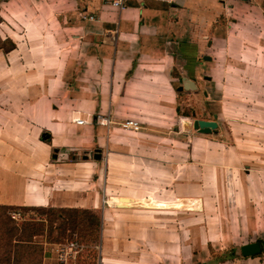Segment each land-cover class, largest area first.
Segmentation results:
<instances>
[{"label": "crops", "instance_id": "obj_1", "mask_svg": "<svg viewBox=\"0 0 264 264\" xmlns=\"http://www.w3.org/2000/svg\"><path fill=\"white\" fill-rule=\"evenodd\" d=\"M238 3L264 17V0H128L125 10L104 0H0V39L15 44L9 51L0 46V205L100 207L81 205L89 199L78 192L84 190L80 173H75L79 162L47 165L36 157L37 168L29 172L21 167L12 172L6 169L8 162L16 163L6 157V147H17L7 144V126L21 139L25 125L51 133L48 142L43 139L45 133L39 136L45 147L67 153L101 149L103 159L96 162L104 160L106 148V170L111 178L143 184L140 190H126L109 198V207H195L190 197L189 203L183 204V197L170 201L157 191L147 192L143 198L144 188L152 185L145 187V180L160 181L168 193L175 194L180 175L173 169L175 162L165 160V138L149 132H126L118 126L129 114L124 103L129 98L154 99L147 114H161L162 90L173 77L178 55L183 54L189 63L200 58L205 61L204 57H211L205 62H212V56H204L206 50L220 53L232 49L230 38L240 20L232 17L233 21L224 23L222 18L234 16ZM84 16L96 19L85 21ZM52 101L65 104L58 106ZM135 107L143 109L142 105ZM78 120L84 124L79 125ZM151 128L159 132V127ZM122 133L134 135L128 139ZM140 134L143 137L136 138ZM140 148L152 153L144 155ZM168 165L172 167L169 176ZM70 171L75 175L70 176ZM70 186L74 189L67 191ZM135 209H111L110 215L104 209L98 264H163L166 255H160L158 247L154 252L148 250L165 238L128 236L127 220L114 217ZM145 250L148 256L144 261ZM177 257L181 259V255ZM244 260L264 264V255ZM236 262L241 261L231 264Z\"/></svg>", "mask_w": 264, "mask_h": 264}, {"label": "rangeland", "instance_id": "obj_2", "mask_svg": "<svg viewBox=\"0 0 264 264\" xmlns=\"http://www.w3.org/2000/svg\"><path fill=\"white\" fill-rule=\"evenodd\" d=\"M243 5L238 3L234 16L222 18L224 23L233 21L232 17L240 20V26L235 28L230 38L229 46L232 49L220 53L213 49L206 50L204 56H212L215 59L212 62H205L200 58L189 63L183 54L178 55L176 66H173V77L169 81L173 89H169L167 82L168 89L162 90L164 98L160 115L147 114L148 109L155 105L154 99L129 98L124 102L129 107L125 108L129 114L118 127L126 132H149L165 138V160L167 163L175 162L173 169L176 175H180L175 194L168 193L160 181L151 183V180H145V187L149 184L157 185L152 189V185L144 188L143 198L147 192L157 191L165 194L170 201L183 197V204L189 203L187 197H190L195 206L146 207L151 210H146L145 207H117L136 208L131 213L122 214L123 216H114L127 220L128 236L154 235L165 238L160 244L153 243L152 248L148 250L154 252L155 247H158L160 255H166L163 257V264H171L173 261V264H215L218 263L216 259L219 257H228L233 253L236 255L235 260L241 261L234 264H254L251 261L245 262L247 260L244 259L254 257L243 258L241 247L264 242V17L260 12L248 10ZM225 48L223 45L221 49ZM206 77H210L211 81H207ZM183 79L194 81L199 87L198 90L178 93L177 88L183 85ZM52 103L62 106L65 101ZM135 105H142L143 109L139 111ZM22 106L26 107V102H23ZM195 120H216L219 130L216 134L201 135L193 129ZM129 121L137 122L139 129L125 128ZM151 127H159V132L149 130ZM21 128L23 137L19 139V134H14L7 126V144H15L17 147H6V157L16 162H8L6 169L12 172L13 168L21 167L22 171L29 172L30 168H37L36 157L46 160L47 165L51 162L81 163L75 173H80L84 190L76 189L89 199L81 205L100 207L98 210L79 209H89L99 215L101 227L104 209H107L108 214L111 209H117L106 204L109 198L120 196L126 190L137 191L143 188L142 183L138 186L132 184L131 179L117 181L108 175L106 148L103 150L105 158L101 162L93 159L84 162L85 152H93L94 148L74 153L57 148L59 156L53 159L56 148L45 147L39 142L42 133L51 134L50 132L25 125ZM122 134L128 139H132L130 137L134 135ZM141 134L136 138L141 139ZM172 146L176 149L172 150ZM140 150L144 155L152 153L145 148ZM168 166L166 174L169 176L172 167ZM75 173L70 171L69 175L74 176ZM58 188L61 191V188ZM68 189L67 191H72L74 188L70 186ZM94 200L97 202L93 203ZM15 212L25 214H22L21 218L17 217L18 220L15 219L19 223L29 218H41L31 211ZM62 221L58 220L55 224L54 237L58 239L60 230L56 228ZM71 232L67 231L59 243L47 242V236L38 238L37 241L43 242L50 255L44 264H58L55 246L69 242L72 238ZM76 233L82 239L81 233ZM83 242L85 250L78 256L77 264H98L101 243L95 247L96 244L92 243L91 239ZM177 255H181V259ZM143 256L145 261L147 250Z\"/></svg>", "mask_w": 264, "mask_h": 264}, {"label": "trees", "instance_id": "obj_3", "mask_svg": "<svg viewBox=\"0 0 264 264\" xmlns=\"http://www.w3.org/2000/svg\"><path fill=\"white\" fill-rule=\"evenodd\" d=\"M0 46L5 51L15 49V44L9 40L3 42L0 39ZM15 210L35 212L41 218H29L19 223L13 218V214L19 213L22 216L23 213ZM44 216L47 218H42ZM61 219L62 224L56 228L60 230L58 239L54 237L55 224ZM69 230L72 231V238L69 241H78L85 246L83 241L91 239L92 243L96 244L95 247L101 243V217L89 209L0 205V264H44L50 255L43 242L37 241L38 238L47 236L45 239L47 242L59 243ZM77 231L81 233L82 239L77 235ZM259 242L264 244L262 241ZM235 259L236 255L233 253L228 257H219L216 259L218 263L215 264H224Z\"/></svg>", "mask_w": 264, "mask_h": 264}, {"label": "water", "instance_id": "obj_4", "mask_svg": "<svg viewBox=\"0 0 264 264\" xmlns=\"http://www.w3.org/2000/svg\"><path fill=\"white\" fill-rule=\"evenodd\" d=\"M205 61H211V57H204ZM207 80H211V78L206 77ZM198 87L197 84L192 81L191 79H183V85L177 88L179 93L181 92H188V91H197ZM195 117V114H194ZM217 116H215V119ZM193 129L201 134V135H212L216 134L219 130V123L209 120H195L193 124ZM43 139L47 141L50 139V135L45 133L43 135ZM59 156V150L55 149V154L53 155L54 159H57ZM93 159L95 161H100L103 159V152L101 149H95L93 152H85L83 156V160H90ZM263 253V246L260 242L251 243L248 245H244L241 247V255L243 258H251L259 256Z\"/></svg>", "mask_w": 264, "mask_h": 264}, {"label": "built area", "instance_id": "obj_5", "mask_svg": "<svg viewBox=\"0 0 264 264\" xmlns=\"http://www.w3.org/2000/svg\"><path fill=\"white\" fill-rule=\"evenodd\" d=\"M104 2L118 10H125L128 7V0H104ZM95 16H84L85 21H94ZM99 122V120H98ZM79 125H83V120H78ZM125 128L139 129V124L137 122L129 121L125 124ZM21 218L20 214H13V218L18 220ZM84 245L80 244L78 241H69L67 243H62L55 246V252L59 264H76L78 256L83 252Z\"/></svg>", "mask_w": 264, "mask_h": 264}, {"label": "flooded vegetation", "instance_id": "obj_6", "mask_svg": "<svg viewBox=\"0 0 264 264\" xmlns=\"http://www.w3.org/2000/svg\"><path fill=\"white\" fill-rule=\"evenodd\" d=\"M182 86V85H181ZM198 87V86H197ZM199 88V87H198ZM181 93H184V92H181ZM207 94L205 93V96H206ZM193 116H194V114H193ZM262 244V243H261ZM263 246V245H262Z\"/></svg>", "mask_w": 264, "mask_h": 264}]
</instances>
